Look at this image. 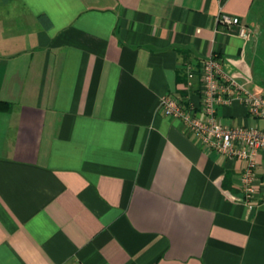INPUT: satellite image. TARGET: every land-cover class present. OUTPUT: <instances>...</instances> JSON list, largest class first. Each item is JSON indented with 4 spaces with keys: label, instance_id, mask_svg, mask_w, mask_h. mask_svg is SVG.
I'll return each mask as SVG.
<instances>
[{
    "label": "crops",
    "instance_id": "0c3cea01",
    "mask_svg": "<svg viewBox=\"0 0 264 264\" xmlns=\"http://www.w3.org/2000/svg\"><path fill=\"white\" fill-rule=\"evenodd\" d=\"M212 54L264 92V0H0V264H264L246 161L160 106L198 107ZM217 116L264 128L237 100Z\"/></svg>",
    "mask_w": 264,
    "mask_h": 264
},
{
    "label": "built area",
    "instance_id": "2783aa9c",
    "mask_svg": "<svg viewBox=\"0 0 264 264\" xmlns=\"http://www.w3.org/2000/svg\"><path fill=\"white\" fill-rule=\"evenodd\" d=\"M218 23L235 28L239 36L249 39L252 30L237 15L221 12L216 17ZM194 76L188 67L189 83ZM200 97L198 107L184 103L172 95H163L160 106L167 117L178 119L200 142L225 155L246 161L241 173L243 201L250 209L264 206V180L256 184L255 159L259 149L264 148V128L246 125L223 124L217 116L219 104H229L235 100L243 103L251 116L264 118V92H253L244 88L233 75L223 70L217 55L203 59L199 70Z\"/></svg>",
    "mask_w": 264,
    "mask_h": 264
},
{
    "label": "trees",
    "instance_id": "16d2710c",
    "mask_svg": "<svg viewBox=\"0 0 264 264\" xmlns=\"http://www.w3.org/2000/svg\"><path fill=\"white\" fill-rule=\"evenodd\" d=\"M0 104H6V102L0 101Z\"/></svg>",
    "mask_w": 264,
    "mask_h": 264
}]
</instances>
